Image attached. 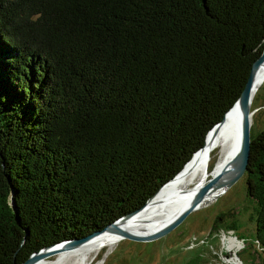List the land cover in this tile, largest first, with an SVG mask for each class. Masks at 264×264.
Masks as SVG:
<instances>
[{"label": "trees", "instance_id": "16d2710c", "mask_svg": "<svg viewBox=\"0 0 264 264\" xmlns=\"http://www.w3.org/2000/svg\"><path fill=\"white\" fill-rule=\"evenodd\" d=\"M263 39L264 0H0V264L143 207ZM243 176L264 245V129Z\"/></svg>", "mask_w": 264, "mask_h": 264}, {"label": "rangeland", "instance_id": "374dc122", "mask_svg": "<svg viewBox=\"0 0 264 264\" xmlns=\"http://www.w3.org/2000/svg\"><path fill=\"white\" fill-rule=\"evenodd\" d=\"M251 107L253 137L264 129V79L254 91ZM259 235L264 239V228ZM256 236L255 201L246 194L242 175L159 237L102 243L88 255L87 264H264V245ZM58 256L56 252L46 258ZM66 263L74 264L73 258Z\"/></svg>", "mask_w": 264, "mask_h": 264}, {"label": "bare ground", "instance_id": "6f19581e", "mask_svg": "<svg viewBox=\"0 0 264 264\" xmlns=\"http://www.w3.org/2000/svg\"><path fill=\"white\" fill-rule=\"evenodd\" d=\"M263 79L264 64L255 73L257 85ZM239 142L240 114L238 109L232 106L214 131L205 136L202 147L193 154L180 172L162 185L143 207L117 220L114 224L115 228L143 234L167 223L191 201L197 187L219 169L237 149ZM219 190L220 188L216 186L211 187L201 203ZM118 238L115 231L102 230L74 247L56 251L59 252V256L55 259L43 257L32 264H64L68 258H73L74 264H87L88 255L100 248V244L110 241L114 243Z\"/></svg>", "mask_w": 264, "mask_h": 264}, {"label": "water", "instance_id": "95a60500", "mask_svg": "<svg viewBox=\"0 0 264 264\" xmlns=\"http://www.w3.org/2000/svg\"><path fill=\"white\" fill-rule=\"evenodd\" d=\"M262 64H264V39H263L262 50L259 56L253 61L249 74L247 76V79L239 95L237 96L233 104L229 107L231 108L232 106H234L235 108L238 109L239 114H240V142H239L237 149L231 153L230 157L219 167V169L213 175H211L208 179H206L202 184H200L197 187L191 201L187 205H185L171 220H169L167 223L160 226L159 228L154 229L153 231H150L147 233H143V234H135V233H131V232H128L122 229L118 230L115 228L114 224L117 220H120V219H123L129 216L130 214L138 210L140 208L139 207V208H136L130 212H127L117 217L112 222L106 224L104 227H102L99 230H94L81 237L64 239L56 243L41 247L38 250L31 252L28 255V257H26L23 261H21L18 264H32L38 259L46 257L50 254H53L56 251L74 247L78 245L79 243H81L84 239L102 230L115 231L118 234L119 238H126V239H131V240L144 241V240L157 238L163 233H165L168 229L173 227L189 211L198 207L200 202L205 198V194L210 190L211 187L216 186L218 188H222L223 186L227 185L231 181L238 179L240 176H242L246 170V164L248 161V154H249V137H250L249 136V126H250V117L253 112V109H250V105H251V100H252L254 91L258 86L255 81V73ZM229 108L225 111V113L229 110ZM225 113L223 114L222 118L218 122H216L215 124L211 126V128L206 132L205 136L208 133L214 131V129L218 126V124L223 119ZM168 180H166L164 183H166ZM163 184H161V186ZM150 197H148L147 200ZM11 203L13 204L12 199H11ZM13 264H16L14 260H13Z\"/></svg>", "mask_w": 264, "mask_h": 264}]
</instances>
